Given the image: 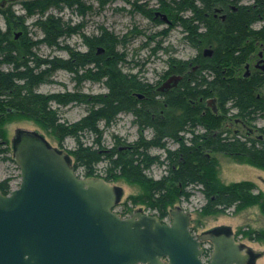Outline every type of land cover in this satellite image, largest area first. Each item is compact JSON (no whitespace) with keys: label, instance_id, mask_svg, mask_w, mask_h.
I'll return each instance as SVG.
<instances>
[{"label":"trees","instance_id":"16d2710c","mask_svg":"<svg viewBox=\"0 0 264 264\" xmlns=\"http://www.w3.org/2000/svg\"><path fill=\"white\" fill-rule=\"evenodd\" d=\"M23 1L25 14L4 11L6 27L0 29V120L7 114L18 112L50 132L65 131L77 142L76 147L70 150L75 169L80 166L85 176H94L95 165L106 160L108 174L104 178H116L118 175L113 170H118L119 176L127 181L141 183L147 193V202L158 210L160 220L168 215L169 206L190 196L192 187L205 198L200 210L203 215L224 213L231 207L237 211L253 204H259L264 214V193L254 194L252 191L256 186L251 181L222 182L217 175L216 160L209 153L212 150L240 157L255 167L264 168V124L257 128L261 139L246 134L229 136V129L213 131L214 127L209 125L212 120L228 119L230 110H233V118H239L247 125L264 118V95L256 93L264 78H237L234 74L228 79L221 72L223 66L232 65V73L242 63L247 49L250 51L256 47L251 42L246 43V39L256 40L264 36V24L257 29L253 27L257 22H264V0H248L246 4L240 3L241 0H232L236 10L226 14L224 21L212 18V4L219 3L214 0H161L157 9L166 13L169 19L172 18L169 27L179 24L185 33V41L197 50L190 61L168 59L166 71L169 69L168 73H177L183 69L190 70L187 67L189 63L198 64L199 67L196 71L185 73L177 87L160 94L162 98L159 99L149 93L152 87L147 86L148 82L117 67L124 56L118 52L116 45L124 41L125 35L119 38L101 26L98 35L86 38V52L75 50L66 44L61 45L60 39L77 28L50 15L35 21V25L41 28L39 40L28 37L25 27L24 36L11 38L12 27L22 26L24 17L37 11L43 13L52 0ZM59 2H63L65 7L77 6L79 13L83 11L81 0ZM186 10L191 15L181 16ZM154 13L149 11L147 16L159 21ZM40 43L70 50V56L38 58L33 53V47ZM212 46L215 49L213 57H204L203 49H212ZM98 48L104 49V52L98 53ZM90 63L100 64L103 68L99 70L105 77L107 90L99 95L100 99L94 100L88 114L64 127L50 103H87L86 95L67 92L43 94L36 89L41 83L49 81V77L58 69L73 73L81 80L82 69ZM4 64L10 65V68H3ZM146 90L149 91V98H136L137 93L144 95ZM212 96L217 98L220 113L212 112V117H208L210 109L202 100ZM128 111L134 115L138 137L126 143L115 135L113 146L104 150L99 144L101 132L96 127L97 121L101 119L105 124H110L118 115ZM196 126L203 127L204 131L195 133L190 130ZM146 127L151 129L150 137L144 136ZM186 129L191 131L189 143L180 136ZM85 131L95 136L94 145H86L80 140L81 133ZM168 140L175 141L177 147L166 148ZM154 148L162 149L164 157L151 154L150 150ZM154 163L165 166V175L157 180L144 174V170ZM0 189L4 194L8 193L7 182H0ZM243 233L251 240L264 241V231L248 230Z\"/></svg>","mask_w":264,"mask_h":264},{"label":"rangeland","instance_id":"374dc122","mask_svg":"<svg viewBox=\"0 0 264 264\" xmlns=\"http://www.w3.org/2000/svg\"><path fill=\"white\" fill-rule=\"evenodd\" d=\"M2 1L4 0H0V2ZM9 1L11 0H8L7 4ZM57 1L52 0L43 13L37 11L33 15L24 17L22 26L13 25L14 27H12L10 33L11 38L19 39V37H15L19 30L23 32L20 37L24 36L25 27L28 37L34 41L39 40L41 38V28L35 25L36 19L41 17L44 19L52 15L61 18L63 22L66 21L71 27L77 28L61 37V45L66 44L69 48L84 50L86 38L98 35L102 26L119 38L125 35L124 41L116 45L118 52H121L124 56L118 62L117 67L123 72L136 75L142 81L148 83L155 82L161 78L162 73L166 71L168 59L176 58L182 61H190L197 54L196 48L185 41L183 37L185 33L179 24H173L169 27V24L160 23V19L159 21L149 19L147 14L149 11H155L161 0H81L82 13L78 12L75 5L65 7L63 2L57 3ZM165 1L167 2L168 0ZM23 2L19 0L0 8V29L4 30L6 27L5 15L2 10L11 11L16 15H24ZM190 15V11L187 10L181 13L183 17ZM87 20L89 21L88 24L85 22ZM261 24V22H257L253 27L257 29ZM33 53L38 58L47 59L55 56L67 58L68 55L66 49L49 47L43 43L34 45ZM2 67L10 68V65L4 64ZM238 67L243 71L242 63ZM235 70L230 74L234 75ZM93 75V78L84 81L83 76L80 80L73 73L58 69L49 77V81L41 83L36 90L43 94H64L67 92L93 95L103 91L105 85V77L102 74L95 73ZM256 93L264 95V82L259 85ZM209 98L211 97L204 98L202 100L203 103L205 104L206 99ZM50 104L57 112L59 121L64 127H68L83 118L89 110L86 102L73 101L67 104H58L53 101ZM229 112L233 111L230 110ZM217 113H220L219 109ZM208 114V117H212L211 109ZM132 120V115L128 113H121L110 124H105L101 119L98 120L96 127L101 132L100 147L104 150H109L113 146L115 135L126 143L136 140L139 133ZM212 121L209 125L214 127L213 131L222 129L230 123L227 118H221L220 121ZM263 123L264 118H259L249 126L256 128ZM234 128L228 133L229 136L234 134ZM18 129L34 130L42 134L50 146L65 150L73 164V156L70 150H73L77 145L75 138L67 135L65 131H62V133L50 132L21 113L7 114L0 120V151H2L0 154V182H7L9 189L16 188L20 181L19 168L13 160V139ZM190 130L195 133L204 131L203 127L200 126ZM190 130L186 129L180 133L186 143H189L191 138ZM151 134L150 130L144 132L146 137H150ZM240 135H245V130L242 128ZM80 140L86 145H94L95 136L85 131L81 133ZM177 145L175 141L168 140L166 148L174 149ZM150 153L160 154L161 157L165 155L162 149L157 148L151 149ZM209 153L216 160L217 175L222 182L228 184L241 180L251 181L256 186L255 190L252 191L254 194L258 192L264 193V168L255 167L240 157H232L212 150ZM106 165V160L96 164L94 168V174L96 175L94 176L104 178L108 174L106 173ZM75 173L80 177H85L84 169L80 166L75 169ZM113 173L118 176L107 181H110L120 190L119 200L113 208L115 212L121 217H128L134 210L141 209L142 213L159 218L158 210L152 208L150 203L147 202V193L141 183L127 181L123 176H119L118 170H113ZM165 173V166L157 163L144 170V174L154 180L160 179ZM189 191H191L190 196L169 206L167 208L168 215L164 216L160 221L169 223V210L174 206H181L191 213L192 223L190 228L193 233L200 234L215 227H220L221 229L229 228L234 232L237 240L246 244L254 252L256 256L254 264H264V241L251 240L243 233L248 232V230L264 231V214L261 212L259 204H253L237 211L231 207L224 213L203 215L200 213L205 203L203 194L195 187H192ZM202 245L204 252L201 259L207 264L211 254V245L208 241L203 242Z\"/></svg>","mask_w":264,"mask_h":264},{"label":"water","instance_id":"95a60500","mask_svg":"<svg viewBox=\"0 0 264 264\" xmlns=\"http://www.w3.org/2000/svg\"><path fill=\"white\" fill-rule=\"evenodd\" d=\"M154 16L170 22L165 13ZM181 78L170 75L158 90ZM213 102L206 100L216 111ZM13 160L21 180L7 194L0 189V264H205V241L212 245L207 264L255 263L254 252L229 228L192 233L191 213L181 206L169 210V223L141 209L121 217L113 210L119 188L103 177H78L69 154L37 131H16Z\"/></svg>","mask_w":264,"mask_h":264},{"label":"flooded vegetation","instance_id":"af4514ba","mask_svg":"<svg viewBox=\"0 0 264 264\" xmlns=\"http://www.w3.org/2000/svg\"><path fill=\"white\" fill-rule=\"evenodd\" d=\"M16 1H19V0H11V1H9L8 4L9 5L13 4ZM20 1H23V0H20ZM214 1L219 2V3L216 4V5L212 4V18L213 19L217 18L220 21H224L225 18H226V14H228L232 10L233 11L236 10V6L232 2V0H214ZM7 2H8V0H6V1L4 0V1L0 2V8L4 7L7 4ZM243 2L246 4V3H248V0H241L240 3H243ZM240 3H238V4H240ZM2 12H4V10H2ZM156 19L159 20L160 17L156 16ZM85 22L87 24L89 23L88 20L85 21ZM263 24H264V22H262V24L258 28H260ZM22 33L23 32L21 30H19V32L15 35V37L16 38L20 37L22 35ZM245 42L246 43L247 42H251L254 45H256V47H254L253 49L251 48L250 51H248V49H247L248 53H245V55H243V62H242L243 71L241 69H239L240 67H236L237 69L235 70V76L237 78H239V77H242V78H247V77L264 78V36H262L261 39L258 38L256 40H254V39H251V40L250 39H246ZM204 49H203V51H204ZM75 50H78V49H75ZM87 50H88V47H85L84 50H80V51L86 52ZM67 51H68L67 57H69L71 51L70 50H67ZM214 51H215V49L212 46V57L214 55ZM103 52L104 51H101V52H98V53H103ZM187 67H189L190 70L183 69V71H180V72H177V73H175V72H169L168 73L169 69L167 71H164L162 73V75H161V78H159L155 82L147 83L148 84L147 86H149V87L151 86L152 87L150 92L146 90V91H144V95L142 97L138 96L136 98L139 99V100L145 99L147 97L149 98V96L147 94L148 92L150 94H154V98H156V99L162 98V95H160V94L166 93V92L170 91L172 88H174V87H172L171 89H168L167 91L158 90V87L162 84V82L167 77H169L170 75H174V74L181 75L182 78L178 82V83H180L183 80L185 73H188V72H191V71H196L198 69L199 65L198 64L191 65V63H189L187 65ZM232 68H233L232 65L223 66V68L221 70V72L223 74V77L230 79L231 78V74H230L231 70L230 69H232ZM89 69H90V71H89ZM99 69L103 70V68L101 67L100 64L99 65L95 64V63L86 64L84 66V69H82V74H83L84 81L89 80L90 78H93L94 77L93 74H95V73L101 74L102 71H100ZM246 71H248L249 73H248V75L246 77H243V74ZM93 72H95V73H93ZM175 87H177V85ZM106 90H107V87L104 85V90L101 91V92H97V93H95L93 95H89L87 93L85 94L86 98L88 100L87 104L89 106L88 113L90 112V109L93 106L94 100L100 99L99 95L105 94ZM257 96H259V95H257ZM211 98H214V102L212 104H215V106H216V111H213V109H212V112L216 113V112H218V109H219L218 108V104H217V98L214 97V96H212ZM229 105H230V103L228 104V106ZM205 106L210 108L209 106H207L206 101H205ZM93 108H95V107H93ZM231 111H233V110H231ZM124 113H128V114L132 115V118H133L132 123L135 125L136 129H138V126L134 123V115L132 114V112L128 111V112H124ZM229 114H232L230 116L227 115L228 119L230 120V123L227 124L223 129L231 130L233 127H235L234 128V134H240L241 128L244 129L247 134H251V133H253L256 130L254 127L245 124L239 118H233V112H229ZM248 128L252 129V132H250ZM146 130H151V129L146 127L143 131L145 132ZM211 250H212V246H211Z\"/></svg>","mask_w":264,"mask_h":264},{"label":"bare ground","instance_id":"6f19581e","mask_svg":"<svg viewBox=\"0 0 264 264\" xmlns=\"http://www.w3.org/2000/svg\"><path fill=\"white\" fill-rule=\"evenodd\" d=\"M156 11H159V12H161V13H164V12H162V11H160V10H158V9H156L154 12H156ZM166 14V13H165ZM171 22H168V23H166V24H170ZM101 51H104V49H102V48H98V52H101ZM203 56L204 57H210L211 55H204V51H203ZM137 95V94H136ZM138 96V95H137ZM228 116H230V115H232V114H227ZM258 120V119H257ZM264 124V123H263ZM262 124V125H263ZM261 125V126H262ZM225 127V126H224ZM223 127V128H224ZM260 126H257L255 129V131L253 132V133H251V134H247L246 132H245V134L247 135V136H252V137H254V138H256V139H261L262 138V136H261V134H260V132L257 130V128H259ZM222 128V129H223ZM248 129H250V128H248ZM238 135H240V134H238ZM258 136H261L260 138L258 137ZM258 145V144H257Z\"/></svg>","mask_w":264,"mask_h":264}]
</instances>
